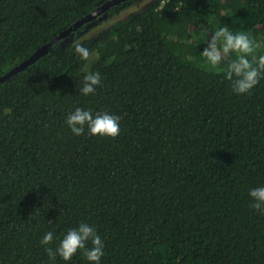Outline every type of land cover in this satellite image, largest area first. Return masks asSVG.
I'll return each mask as SVG.
<instances>
[{"label": "trees", "instance_id": "1", "mask_svg": "<svg viewBox=\"0 0 264 264\" xmlns=\"http://www.w3.org/2000/svg\"><path fill=\"white\" fill-rule=\"evenodd\" d=\"M107 1L0 0V77ZM134 1L0 84V264H91L45 251L81 222L104 242L100 264H264L249 195L264 187V78L235 94L201 55L223 26L264 54V0H155L114 19ZM86 65L101 76L91 96ZM76 107L119 116L120 135H74Z\"/></svg>", "mask_w": 264, "mask_h": 264}, {"label": "clouds", "instance_id": "2", "mask_svg": "<svg viewBox=\"0 0 264 264\" xmlns=\"http://www.w3.org/2000/svg\"><path fill=\"white\" fill-rule=\"evenodd\" d=\"M73 48L83 61H92L93 55L80 41H75ZM259 43L249 33L239 31L233 33L227 26L219 27L207 40V47L201 53L206 66L210 70L219 71L231 82L232 91L238 95H251L252 90L264 78V54ZM226 62V67H221ZM83 77L82 86L78 89L83 96L95 95L97 87L101 86L99 72H88ZM120 117L107 112H97L93 115L91 109L76 107L67 116L66 123L72 133L81 136L88 130L90 136L110 137L115 139L120 135ZM253 209L264 215V187L251 189L249 192ZM54 241V233L46 232L41 239L42 246H49ZM91 243L92 247H88ZM104 242L97 230L86 222H81L78 228L67 231L58 246L45 247L50 261L57 256L64 261H71L80 252L91 264H100L104 256Z\"/></svg>", "mask_w": 264, "mask_h": 264}, {"label": "water", "instance_id": "3", "mask_svg": "<svg viewBox=\"0 0 264 264\" xmlns=\"http://www.w3.org/2000/svg\"><path fill=\"white\" fill-rule=\"evenodd\" d=\"M129 0H109L106 3H104L102 6L94 10L92 13L86 15L79 21H77L74 25H72L70 28L66 29L62 33H60L58 36H56L53 40H51L49 43L41 47L39 50H37L29 59L21 63L20 65L13 68L10 72L0 77V84L9 80L10 78L16 76L20 72L26 70L29 66L36 63L39 59L44 57L52 46L59 43L60 41H63L66 39L71 33L77 31L84 25H86L89 22L94 21L95 19L105 15L111 8L115 6H119L124 2H127Z\"/></svg>", "mask_w": 264, "mask_h": 264}, {"label": "rangeland", "instance_id": "4", "mask_svg": "<svg viewBox=\"0 0 264 264\" xmlns=\"http://www.w3.org/2000/svg\"><path fill=\"white\" fill-rule=\"evenodd\" d=\"M153 1H155V0H136V1L132 2V3H130L129 6L125 10H123L119 16H117L114 19L116 20V19L123 18V17L125 18V17L129 16L130 14H132V13H134L136 11L144 10ZM102 20H105L106 21L105 25H107V23H108L107 21H109L107 16H104ZM112 22H113V20L110 21V23H112ZM105 25L100 27V28H97V32L100 31V30H103L105 28ZM94 33H96V32H94Z\"/></svg>", "mask_w": 264, "mask_h": 264}]
</instances>
